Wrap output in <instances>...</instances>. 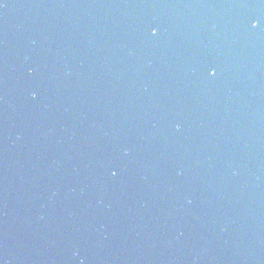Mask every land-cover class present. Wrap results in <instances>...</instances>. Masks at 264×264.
I'll list each match as a JSON object with an SVG mask.
<instances>
[{
    "label": "water",
    "instance_id": "water-1",
    "mask_svg": "<svg viewBox=\"0 0 264 264\" xmlns=\"http://www.w3.org/2000/svg\"><path fill=\"white\" fill-rule=\"evenodd\" d=\"M0 264H264V0H0Z\"/></svg>",
    "mask_w": 264,
    "mask_h": 264
},
{
    "label": "snow or ice",
    "instance_id": "snow-or-ice-1",
    "mask_svg": "<svg viewBox=\"0 0 264 264\" xmlns=\"http://www.w3.org/2000/svg\"><path fill=\"white\" fill-rule=\"evenodd\" d=\"M258 23H259V21L255 22V23H251V27H253V28L257 27ZM151 34L156 35V31L152 30ZM209 75H215V73L213 71L209 70Z\"/></svg>",
    "mask_w": 264,
    "mask_h": 264
}]
</instances>
